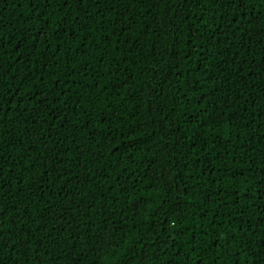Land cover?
<instances>
[{
    "label": "trees",
    "instance_id": "trees-1",
    "mask_svg": "<svg viewBox=\"0 0 264 264\" xmlns=\"http://www.w3.org/2000/svg\"><path fill=\"white\" fill-rule=\"evenodd\" d=\"M0 264H264V0H0Z\"/></svg>",
    "mask_w": 264,
    "mask_h": 264
}]
</instances>
